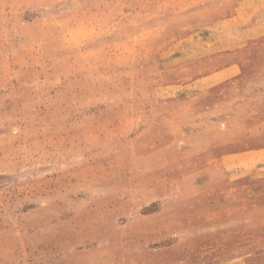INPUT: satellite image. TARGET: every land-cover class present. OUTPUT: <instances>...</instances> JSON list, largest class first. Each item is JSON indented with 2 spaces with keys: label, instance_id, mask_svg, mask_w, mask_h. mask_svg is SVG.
<instances>
[{
  "label": "rangeland",
  "instance_id": "374dc122",
  "mask_svg": "<svg viewBox=\"0 0 264 264\" xmlns=\"http://www.w3.org/2000/svg\"><path fill=\"white\" fill-rule=\"evenodd\" d=\"M0 264H264V0H0Z\"/></svg>",
  "mask_w": 264,
  "mask_h": 264
}]
</instances>
